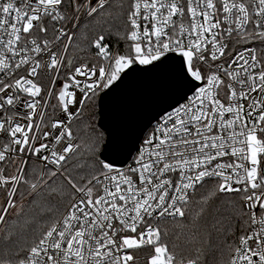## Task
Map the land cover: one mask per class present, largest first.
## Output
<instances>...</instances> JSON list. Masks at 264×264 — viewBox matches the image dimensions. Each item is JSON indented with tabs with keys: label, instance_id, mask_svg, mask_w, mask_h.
<instances>
[{
	"label": "snow or ice",
	"instance_id": "6c2138e0",
	"mask_svg": "<svg viewBox=\"0 0 264 264\" xmlns=\"http://www.w3.org/2000/svg\"><path fill=\"white\" fill-rule=\"evenodd\" d=\"M81 16L100 26L84 47L68 30ZM137 72L175 97L139 127L149 101L129 93L110 126ZM210 180L197 217L238 197L223 264H264V0H0V264H138L144 248L146 264H200L160 221ZM42 195L21 245L8 214Z\"/></svg>",
	"mask_w": 264,
	"mask_h": 264
},
{
	"label": "trees",
	"instance_id": "16d2710c",
	"mask_svg": "<svg viewBox=\"0 0 264 264\" xmlns=\"http://www.w3.org/2000/svg\"><path fill=\"white\" fill-rule=\"evenodd\" d=\"M99 29V24L89 18L82 27L79 36L75 37L76 42L84 47L86 42L83 38L87 36L90 39ZM111 46L113 48L118 46L115 39ZM253 46L259 47L258 44ZM120 47L122 48V45ZM72 50L77 59L87 57L86 53H80L75 48ZM88 111L86 109V113ZM214 184L215 182H205L203 187L199 186L196 189L191 196V202L187 205L184 217L160 221L163 230L162 240L169 245L170 250L176 252L178 259L181 257L192 258L199 254L201 256L200 264H223L227 254L226 245L233 241L238 243L242 228L236 225L235 219H228L225 213V205L233 198L238 200V197L221 196L219 199H214L209 202L207 210L197 217V213L202 207L199 203L201 197L207 195ZM17 200L18 207L23 204V216L19 218L18 223H13L17 219L14 216L17 209H11L8 214V224L3 227L15 229L22 245L26 239L30 240L31 237L20 228V225L31 218H36L38 222L41 221L44 215L43 209L47 206L48 200L43 195L38 196L35 202H32L31 197H26L23 200L18 197ZM240 223L242 224V221ZM35 226L39 227V223ZM232 227L237 229L234 236L230 232ZM147 252L148 250L141 249L135 255H145Z\"/></svg>",
	"mask_w": 264,
	"mask_h": 264
},
{
	"label": "water",
	"instance_id": "95a60500",
	"mask_svg": "<svg viewBox=\"0 0 264 264\" xmlns=\"http://www.w3.org/2000/svg\"><path fill=\"white\" fill-rule=\"evenodd\" d=\"M129 93H136L149 101L138 115L137 123L139 127L147 125L152 115L159 111L162 106H165L166 102L173 101L175 97L174 92L162 89L161 75L159 73H134L129 77L125 88L117 96L109 98L107 101L109 112L108 123L110 126L112 125L113 113L118 103Z\"/></svg>",
	"mask_w": 264,
	"mask_h": 264
},
{
	"label": "built area",
	"instance_id": "2783aa9c",
	"mask_svg": "<svg viewBox=\"0 0 264 264\" xmlns=\"http://www.w3.org/2000/svg\"><path fill=\"white\" fill-rule=\"evenodd\" d=\"M70 14H72V15H75V13H71L70 12ZM88 17L87 16H81V20H80V24H79V27H80V25H81V23L84 21V19H87ZM72 23H75V21H72L71 23H69V25H68V30L70 31V32H75V33H77V30L79 29H77V28H73L72 27ZM249 46H253V45H249ZM239 47V46H238ZM254 47V46H253ZM72 54H74L73 53V50H72V48H70L69 49V55H72ZM89 57L87 56V57H85L84 59H88ZM49 112H51V109H49ZM150 128V127H149ZM148 130V129H147ZM146 130V131H147ZM206 182H215L214 180H210V181H206ZM199 186H197V188H198ZM196 188V189H197ZM196 191V190H195ZM193 195V194H192ZM191 195V196H192ZM2 200H3V197H2V195H0V202H2ZM175 218H177V217H175ZM167 219H173V218H166V219H164V220H167ZM162 221V220H161ZM238 244V243H237ZM144 249H146V250H148V252L145 254V255H140V256H136V258H137V261H138V264H146V259H147V257H148V255L150 254V252H149V249H147V248H144Z\"/></svg>",
	"mask_w": 264,
	"mask_h": 264
},
{
	"label": "rangeland",
	"instance_id": "374dc122",
	"mask_svg": "<svg viewBox=\"0 0 264 264\" xmlns=\"http://www.w3.org/2000/svg\"><path fill=\"white\" fill-rule=\"evenodd\" d=\"M88 19H89V18H87V19H84V21L81 23V25H80L79 29L77 30L76 37H78V36H79V33H80V31H81L82 27L84 26V24L86 23V21H87Z\"/></svg>",
	"mask_w": 264,
	"mask_h": 264
}]
</instances>
